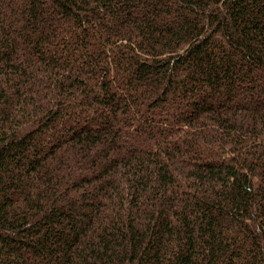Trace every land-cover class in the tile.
<instances>
[{
  "label": "trees",
  "instance_id": "trees-1",
  "mask_svg": "<svg viewBox=\"0 0 264 264\" xmlns=\"http://www.w3.org/2000/svg\"><path fill=\"white\" fill-rule=\"evenodd\" d=\"M0 264H264V0H0Z\"/></svg>",
  "mask_w": 264,
  "mask_h": 264
}]
</instances>
